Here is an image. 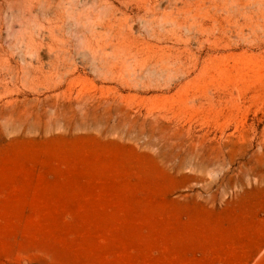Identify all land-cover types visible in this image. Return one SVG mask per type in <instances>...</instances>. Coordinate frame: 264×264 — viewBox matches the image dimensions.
I'll use <instances>...</instances> for the list:
<instances>
[{
    "label": "rangeland",
    "instance_id": "1",
    "mask_svg": "<svg viewBox=\"0 0 264 264\" xmlns=\"http://www.w3.org/2000/svg\"><path fill=\"white\" fill-rule=\"evenodd\" d=\"M102 1L0 0V264H264V0H123L113 74Z\"/></svg>",
    "mask_w": 264,
    "mask_h": 264
},
{
    "label": "bare ground",
    "instance_id": "2",
    "mask_svg": "<svg viewBox=\"0 0 264 264\" xmlns=\"http://www.w3.org/2000/svg\"><path fill=\"white\" fill-rule=\"evenodd\" d=\"M31 1H35L38 8H42L43 11L46 10V5L42 3V0ZM140 1L146 3V6L148 7V2L146 0ZM202 2L203 0H173V6L170 12L167 14L168 22L177 27H198V17L201 15V12L205 8V2L203 4ZM101 3H103L106 7L104 14H102L99 18V28L101 30L100 32H98V40L95 42V47L97 48V51H99V53L102 55L103 60L101 61H104V64L112 70L113 74L123 63L125 56L130 53L131 41L129 36L124 31L122 22L123 11L121 6L123 0H103ZM150 13L153 14L152 8L150 9ZM156 19L157 18L151 16V19H148V21L150 23L152 21L154 22ZM27 45L30 50H32L33 47L37 46V42L34 38H30L27 42ZM63 46L64 43L61 42V46L58 47L60 53L61 51L64 52ZM171 57L172 56H168L165 60L166 62L171 64V66L168 67L177 69L178 66L184 65V62L181 60L182 58L177 56H173L172 58ZM11 70H13V67L9 64V62L7 60L0 59V77L2 73H6L8 71L11 72ZM39 73L40 72L38 68H32L31 75H33V78H37L38 75H40Z\"/></svg>",
    "mask_w": 264,
    "mask_h": 264
}]
</instances>
